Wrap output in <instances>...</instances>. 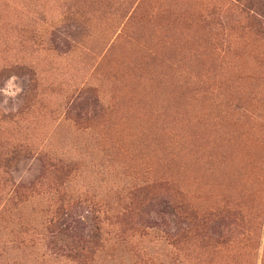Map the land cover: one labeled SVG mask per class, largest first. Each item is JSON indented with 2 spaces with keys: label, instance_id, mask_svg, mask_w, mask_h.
I'll return each instance as SVG.
<instances>
[{
  "label": "rangeland",
  "instance_id": "obj_1",
  "mask_svg": "<svg viewBox=\"0 0 264 264\" xmlns=\"http://www.w3.org/2000/svg\"><path fill=\"white\" fill-rule=\"evenodd\" d=\"M15 67L0 77V264H202L116 216L139 188L211 206L241 145L262 171L230 183L259 200L258 244L239 234L214 264H264V0H0V71Z\"/></svg>",
  "mask_w": 264,
  "mask_h": 264
},
{
  "label": "trees",
  "instance_id": "obj_2",
  "mask_svg": "<svg viewBox=\"0 0 264 264\" xmlns=\"http://www.w3.org/2000/svg\"><path fill=\"white\" fill-rule=\"evenodd\" d=\"M20 69L22 68L15 67L6 71L2 70L0 71V77L4 76L6 72ZM85 94H88V92ZM86 106L98 107V99L94 95H91L89 99H82L78 110H82ZM235 148L237 159H233L232 150L231 154L228 155L232 162V169L222 168L218 174L214 173L215 185L212 187L218 188L219 192L213 195L216 200L211 206L195 207L185 195H182V200L177 202L166 194V187H164V192L161 194H150L144 188H139L128 193L126 210L118 214L116 218L132 219L135 221V225L147 229L154 226L158 227L163 231L164 238L169 244L185 254V258L188 260L191 261L193 255L198 251V257L202 264H214L223 258L227 261L228 254L224 250L235 242L237 235L245 232L247 233L245 236V249L255 250L262 221V213L258 211L260 210L258 208L259 200H255L254 191L250 192L243 196L248 203L246 207L247 203L240 201L241 198H237V194L234 195L237 186L230 183V177L234 174L239 175L241 179L242 175L247 172L257 169L258 173L262 169L257 168L251 160V154L247 146L241 145ZM234 166L237 167V170L234 169ZM63 171L65 169L59 168L60 174ZM251 195L253 198L250 200ZM154 205H157L160 209L156 212L161 218L159 224L156 219H151L148 216ZM65 222L66 220L61 225H64ZM73 223L77 227V222L74 221ZM240 230L243 231L240 232Z\"/></svg>",
  "mask_w": 264,
  "mask_h": 264
}]
</instances>
